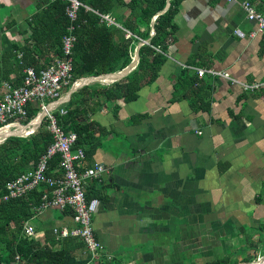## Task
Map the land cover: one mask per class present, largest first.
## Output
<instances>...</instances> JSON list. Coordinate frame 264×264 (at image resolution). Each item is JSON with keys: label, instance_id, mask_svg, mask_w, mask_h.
Returning <instances> with one entry per match:
<instances>
[{"label": "crops", "instance_id": "obj_1", "mask_svg": "<svg viewBox=\"0 0 264 264\" xmlns=\"http://www.w3.org/2000/svg\"><path fill=\"white\" fill-rule=\"evenodd\" d=\"M52 1L0 0V55L12 43H25L30 34L27 21ZM242 1L182 0L173 18L176 29L165 50L168 55L156 79L143 85L136 98H118L116 110L109 103L92 104L89 116L104 135L92 160L85 159L82 165L99 162L105 168L100 178L87 180L86 187L99 192L92 220L106 259L137 264L147 240L157 236L166 243L152 244L153 250L144 253L152 256L146 257L160 259V264H183L179 243L185 245V239L193 238L202 225L208 232L213 224L218 228L232 223L247 240L245 226L255 228L264 222V87L244 91L223 77H200L180 65L224 71L246 82L264 81V35H248L256 26L247 19ZM248 1L264 12V0ZM115 12L126 18L129 8L120 4ZM5 24L10 27L5 29ZM111 25L121 27L116 21ZM141 40L149 44V38ZM139 42L130 51L131 59ZM53 58L48 54L38 62ZM181 70L186 75L177 82ZM98 99L103 101L101 96ZM38 217L55 218L50 228L73 225L71 213L57 209ZM34 225L42 239L47 227ZM248 237L257 240L259 235ZM170 245L173 251L168 253ZM250 249L254 247L247 253ZM176 254L182 257L175 260Z\"/></svg>", "mask_w": 264, "mask_h": 264}, {"label": "trees", "instance_id": "obj_2", "mask_svg": "<svg viewBox=\"0 0 264 264\" xmlns=\"http://www.w3.org/2000/svg\"><path fill=\"white\" fill-rule=\"evenodd\" d=\"M81 1L101 13H110L121 27L109 26L100 21L95 13L84 8L79 9L76 28L73 31L75 41L72 47V81L121 70L131 61L130 51L134 49L139 39L149 38V44H142L139 47L137 64L127 75L109 85L98 81L85 84L72 92L70 99L54 110L59 126L64 131L77 135L74 147H81L84 150L85 161L92 160L101 142L100 138L104 135L97 122L91 120L89 116L92 104L109 103L111 108L116 110L119 107L115 102L118 98L130 101L136 98L138 90L143 85L156 79L166 56L152 46L160 47L163 51L167 49L176 29L173 18L182 0H169V6L164 11L167 0H128L126 3L123 0ZM120 4L129 8V15L126 18L115 12ZM65 7L66 2L63 0H53L48 7L36 12L27 21L30 34L25 43L23 45L12 43L10 47L1 51L0 82L6 80L17 85L21 81L22 69L25 66L39 69L49 64L48 61L39 64L40 57L48 54L54 57L61 56L62 36L69 24ZM154 15H156L153 21L154 34L149 37L150 22ZM140 25L144 26L143 30L139 28ZM9 27L10 25L5 24V29ZM122 28L129 30L133 35L125 37ZM0 31L3 32L1 23ZM45 42H49L48 45L44 46ZM18 52L22 53L20 59L17 56ZM13 73L14 77L11 76ZM184 75L186 72L181 70L176 81L182 80ZM99 96L103 99L102 102H99ZM60 108L64 109V113H60ZM38 110L39 108L35 106L28 107L27 117L23 119V123L33 118ZM47 122L44 118L33 133L25 136H8L0 142V264L92 262L91 255L86 252L84 244L77 237L56 238L52 227L45 228L42 239L27 236L24 232V223L32 218L34 207L39 204L42 192L47 190L45 185H40L23 197L1 199L6 181L31 168L52 141L51 133L46 127ZM58 161L59 156H53L49 166H57ZM88 166L91 165H83V168ZM85 195L90 199L98 196L99 192L90 186L86 188ZM253 229L264 233V222ZM37 230L39 228H36V232ZM246 241L250 243L251 240L247 237ZM242 248L248 250L252 247L230 246V249H225L221 256L204 260L199 264H238L250 262L262 254H249L243 252ZM97 261V264H117V261L106 259L104 253Z\"/></svg>", "mask_w": 264, "mask_h": 264}, {"label": "built area", "instance_id": "obj_3", "mask_svg": "<svg viewBox=\"0 0 264 264\" xmlns=\"http://www.w3.org/2000/svg\"><path fill=\"white\" fill-rule=\"evenodd\" d=\"M63 1L66 2L65 13L69 19V25L62 37L61 56L54 57L48 65L39 69L33 66H25L22 69L21 81L17 85L6 80L0 82V132H4L6 129L16 130L23 126L27 129L24 132L0 135V142L8 136H25L33 133L40 123L35 117L39 113L42 114L41 121L44 118L47 119L46 127L52 136V141L45 152L31 168L6 181L5 192L1 199L9 200L23 197L40 185H45L47 190L42 192L39 204L34 207L32 218L39 216L48 209L69 211L73 225L53 226V234L56 238L77 237L84 244L86 252L91 255L92 262L90 264H97L103 246L95 235L92 217L97 210L99 200L96 197L87 199L85 192L86 181L100 178L105 168L99 162L83 168L84 150L81 147H74L77 135L74 132H66L59 126L54 110L59 108L62 103L67 102L66 92L70 86L79 84L81 87L94 82L79 83L81 82L80 78L72 81V47L75 41L73 31L76 28L79 9L84 8L95 13L99 16L100 21L108 25L115 24V21L109 14L100 13L81 0ZM225 1L232 2L234 0ZM241 6L247 19L253 21L256 26V31L248 35L253 37L256 32L264 35V12H258L248 0H243ZM234 32L241 37L244 36L240 29H235ZM131 35L133 34L130 31H125V37ZM146 43L148 44V42ZM152 47L163 55H168L160 47ZM17 56L20 59L22 53L18 52ZM180 65L194 70L200 77L206 74L223 77L232 84L239 85L244 91H256L264 87V81L246 82L232 77L224 71L183 63ZM98 82L108 84L111 81L99 80ZM68 86L69 88L66 89ZM30 106L38 107L39 110L33 118L29 119L31 124L28 123L29 120L27 123H23ZM59 110L60 113H64V109L60 108ZM56 155L59 156L58 164L55 167H50L49 161ZM32 218L24 223V232L27 236L38 237L34 223L28 224L33 221ZM238 264L249 263L240 262Z\"/></svg>", "mask_w": 264, "mask_h": 264}, {"label": "rangeland", "instance_id": "obj_4", "mask_svg": "<svg viewBox=\"0 0 264 264\" xmlns=\"http://www.w3.org/2000/svg\"><path fill=\"white\" fill-rule=\"evenodd\" d=\"M99 83H101V82H99ZM101 84H103V83H101ZM54 221H55V218H53V217L50 219H46L44 221H41L40 218L38 216H36L35 218H33L32 222H34L38 226L41 225L43 227H50L52 225V223H54ZM206 225H209V224H206ZM244 225H248V224H244ZM219 226H221L220 228H223L224 226H226L225 230L229 231V232L232 229V231L230 233H228L227 235H225L222 238L225 245L221 244V242H220V240H218V238H215L219 234H213V233L207 234L206 230L202 229L200 227L199 228L200 232H195L193 238H186L185 239V245L183 244V242L179 243V247L182 248L180 250V252L183 253L182 254L183 255V258H182L183 264H199V263H202L204 260H208V259L214 258L216 256L219 257L224 253V248L230 249V246L235 248L240 243H242L246 240V237H243V234H241V232H239V231H241V229L240 228L238 229L235 225L233 226L232 223H227L226 225L219 224ZM245 228H246V231L244 233V234H246L245 236L248 237L249 235H253V234L257 233L259 235V237L257 240L250 238V240H251L250 243L246 242V243L241 244V246H243L245 244L248 248L254 247V249H250L248 251V253H251V254L252 253L257 254L258 251L260 253H264V233H260L259 231H257V229H253L252 227L245 226ZM237 229H238V231H237ZM201 231H202V234H201ZM153 235H155V234H153ZM156 235H158V233ZM199 236H201V237H199ZM165 240H166L165 238H162V237L158 238L157 236L156 237L154 236V238H152V240H147L146 250H142L143 254L152 251L153 250L152 244H154L155 242L158 244H164V243H166ZM209 244H216L215 248L213 249V251H214L213 253L211 251L210 254L207 253L203 257L200 252H194V251H199L200 247H202V251H204L205 249H207ZM147 250H149V251H147ZM242 250H243V252L244 251L247 252V249L242 248ZM170 251H173L172 245H170V249H168V253ZM143 254L138 255V257L136 258L137 261H135V262L137 264H160V259L154 260V258H153L151 260L150 258L146 257L148 254L147 255L146 254L143 255ZM176 255L177 256H174L175 260L179 257H182V255H178V254H176ZM148 256L151 257L152 255H148ZM169 256H171V255L170 254L167 255L168 258L166 256L165 257L167 258L168 261L171 262V260L173 258H170ZM125 262H129V261H125ZM171 264H173V262H171Z\"/></svg>", "mask_w": 264, "mask_h": 264}, {"label": "water", "instance_id": "obj_5", "mask_svg": "<svg viewBox=\"0 0 264 264\" xmlns=\"http://www.w3.org/2000/svg\"><path fill=\"white\" fill-rule=\"evenodd\" d=\"M169 6V0H167V3H166V6L164 7L163 11ZM156 15L154 16V18L152 19L154 21ZM152 21V23H153ZM154 33V28L152 27V34L151 36L153 35ZM144 43V41H140L139 44H138V47L136 48V51H135V54L134 56L132 57L131 61L124 67L122 68L121 70L119 71H116V72H112V73H103V74H99V75H93V76H87V77H82L80 78L79 80H86L85 82L87 83V81H99V79L102 77V76H106V75H111L113 76V81H116L118 79H120L121 77L125 76L128 72H130L134 67L135 65L137 64V61H138V49L140 47V45H142ZM78 88H80V85H72L70 86V88L68 89L67 91V95H66V98L69 99L70 95L72 92L76 91ZM37 119H38V123L39 121H41V117H42V114L39 113L38 115L35 116ZM31 120L28 121V123L31 124L30 122ZM28 224H33L32 221H30ZM249 264H264V253H262L260 256H258L255 260H252L251 262H248Z\"/></svg>", "mask_w": 264, "mask_h": 264}, {"label": "flooded vegetation", "instance_id": "obj_6", "mask_svg": "<svg viewBox=\"0 0 264 264\" xmlns=\"http://www.w3.org/2000/svg\"><path fill=\"white\" fill-rule=\"evenodd\" d=\"M215 224H213L212 225V229L211 230H208V232H207V234H211V233H215V232H217L218 234H223V236L222 235H220L219 236V238H218V240H220V239H222L223 237H224V235L226 234V233H228V231H223L222 229L223 228H220V226L217 228V226H214ZM233 225V224H232ZM201 228L202 229H204V227L203 226H201ZM232 228V227H231ZM201 234H202V231H201ZM200 234V235H201ZM204 234V233H203ZM201 237V236H200ZM221 241H223V240H221ZM222 244V243H221ZM205 248V247H204ZM212 248V249H211ZM215 248V245H213V244H209L208 245V247H207V249H205L206 250V252L208 253V254H210V252L212 251V253L214 252L213 251V249ZM201 249V250H200ZM199 250L201 251V254H203V251H202V247H200L199 248ZM210 250V251H209ZM203 256V255H202Z\"/></svg>", "mask_w": 264, "mask_h": 264}, {"label": "bare ground", "instance_id": "obj_7", "mask_svg": "<svg viewBox=\"0 0 264 264\" xmlns=\"http://www.w3.org/2000/svg\"><path fill=\"white\" fill-rule=\"evenodd\" d=\"M100 81H108V82H110V81H112L113 80V76H111V75H106V76H102L100 79H99ZM86 80L84 79V80H82L81 82H79V83H82V82H85ZM24 131H27V129L23 126V128H19V129H16V130H9V129H6L4 132H0V135H3V134H9V133H13V132H24Z\"/></svg>", "mask_w": 264, "mask_h": 264}]
</instances>
